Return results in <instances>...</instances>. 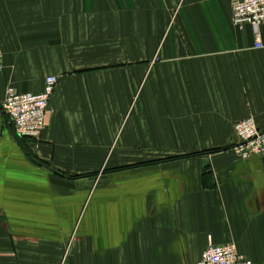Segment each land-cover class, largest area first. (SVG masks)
<instances>
[{"label":"crops","instance_id":"crops-1","mask_svg":"<svg viewBox=\"0 0 264 264\" xmlns=\"http://www.w3.org/2000/svg\"><path fill=\"white\" fill-rule=\"evenodd\" d=\"M255 42L229 0H0V264H198L209 242L264 264V156L232 150L264 129ZM49 76L20 140L7 89Z\"/></svg>","mask_w":264,"mask_h":264},{"label":"built area","instance_id":"built-area-1","mask_svg":"<svg viewBox=\"0 0 264 264\" xmlns=\"http://www.w3.org/2000/svg\"><path fill=\"white\" fill-rule=\"evenodd\" d=\"M232 8V22L237 29L249 25L256 36L255 47L262 49L260 27L264 25V0H229ZM3 59L0 55V72ZM59 78H46L42 93L23 94L15 87L7 89L4 109L10 117L15 133L19 138L39 141L46 129L50 100L58 86ZM239 143L232 149L243 161L252 156H264V129H261L253 117H249L235 125ZM198 264H255L251 259L242 255L236 244L216 245L207 244Z\"/></svg>","mask_w":264,"mask_h":264},{"label":"rangeland","instance_id":"rangeland-1","mask_svg":"<svg viewBox=\"0 0 264 264\" xmlns=\"http://www.w3.org/2000/svg\"><path fill=\"white\" fill-rule=\"evenodd\" d=\"M1 55V54H0ZM2 56V55H1ZM2 59H3V57H2ZM67 254H66V256L64 257V259H63V262H66L67 261Z\"/></svg>","mask_w":264,"mask_h":264},{"label":"trees","instance_id":"trees-1","mask_svg":"<svg viewBox=\"0 0 264 264\" xmlns=\"http://www.w3.org/2000/svg\"><path fill=\"white\" fill-rule=\"evenodd\" d=\"M16 136H17V135H16ZM17 138L20 139V140H25L24 138H19L18 136H17Z\"/></svg>","mask_w":264,"mask_h":264}]
</instances>
